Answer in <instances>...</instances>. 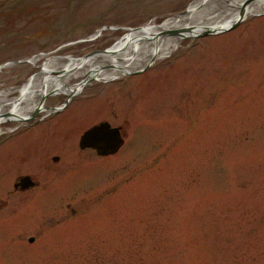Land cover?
<instances>
[{"label": "rangeland", "instance_id": "1", "mask_svg": "<svg viewBox=\"0 0 264 264\" xmlns=\"http://www.w3.org/2000/svg\"><path fill=\"white\" fill-rule=\"evenodd\" d=\"M122 1L0 0V66L104 52L196 0H158L143 20ZM102 27L112 29L93 38ZM36 71L0 68V91ZM48 114L0 125V264H264V13L187 37L140 73L86 83ZM103 118L122 125L126 145L79 153L78 136ZM23 175L38 187L13 195Z\"/></svg>", "mask_w": 264, "mask_h": 264}, {"label": "bare ground", "instance_id": "2", "mask_svg": "<svg viewBox=\"0 0 264 264\" xmlns=\"http://www.w3.org/2000/svg\"><path fill=\"white\" fill-rule=\"evenodd\" d=\"M262 13L264 0H254L247 5H243L242 0H196L181 14L166 18L160 24L148 23L129 29L104 52L82 58L41 54L24 59L21 63L34 65L37 71L22 86L0 91V125L20 123L32 114L47 115L50 108L43 104L47 96L75 95L91 81L109 82L138 72L151 62L167 58L190 35L205 30L222 32L240 17L246 19ZM165 31L176 33L162 34ZM74 77L79 81L67 84Z\"/></svg>", "mask_w": 264, "mask_h": 264}, {"label": "flooded vegetation", "instance_id": "3", "mask_svg": "<svg viewBox=\"0 0 264 264\" xmlns=\"http://www.w3.org/2000/svg\"><path fill=\"white\" fill-rule=\"evenodd\" d=\"M157 1L158 0H123L122 2H124V5H126V7H127V9L128 10H132V11H134L139 17H140V19L141 18H144V15H150V14H152L153 13V10L155 11V12H160L159 11V9H157L155 6H154V4L155 3H157ZM154 12V13H155ZM155 14H157V13H155ZM156 16H158L159 17V15H156ZM141 20H143V19H141ZM126 90H127V88H126ZM94 98H96V96H94ZM94 103H96V105L94 106V108L95 109H97L98 108V111H99V109H101V107H99L98 105H99V101H96V102H94ZM102 103H104V109L102 110V112L103 111H107V109H109L110 107H111V105H110V103L109 102H102ZM67 104V103H66ZM66 107V105L63 107V108H65ZM92 107V106H91ZM62 108V109H63ZM61 109V110H62ZM97 111V112H98ZM59 112V111H58ZM57 112H55V113H50L49 115H51V114H56ZM109 113V112H108ZM107 114V113H106ZM38 121H40V120H37V121H35L34 123H32V124H35V123H37ZM101 122H105V123H107L108 125H109V128H115V129H117L118 130V134H119V137L121 138V140H122V144H121V146L118 148V150L114 153V154H117L118 153V151L121 149V148H123L124 147V145H126V132L125 131H123V129H122V125L120 126V125H113L109 120H107V119H105V118H103V119H100V120H98V121H96V122H94L93 124H91L89 127H87L85 130H87L88 128H90V127H92V126H94V125H96V124H98V123H101ZM79 123V122H78ZM120 128V129H119ZM16 129H18V127L17 128H15V129H13L12 131H10L9 133H11V132H14V131H16ZM85 130H83L82 132H81V134L78 136V138H77V142H76V147H77V150H78V152L79 153H82L83 151H88L87 153H89L90 154V156H92L93 155V157H95V158H98V159H100V158H107V157H109V156H112V155H114V154H111V155H106V156H99V155H97V153L95 152V150L94 149H91V148H80L79 147V145H78V141H79V138H80V136L82 135V133L85 131ZM58 159L60 160L61 159V155H58V154H56V155H53V156H51V162H53V163H57L58 162ZM27 178L28 179V182H26V184H27V186L25 185V186H23L24 185V183H22L21 182V180L22 179H24V178ZM21 182V183H20ZM30 184V185H29ZM38 187V182L36 181V180H34L32 177H30V176H28V175H23V176H18V177H16L15 179H14V182L12 183V194L14 195V194H19V195H22V194H25V193H27V192H30L31 190H33L34 188H37ZM44 208V207H43ZM46 208V207H45ZM48 209H51L50 207L48 208ZM13 223H10V226L12 225ZM112 227V224L111 223H105V228H106V230L103 228V229H97V230H95V231H109L110 230V228ZM89 230H90V228H88V230L85 232V236L87 235V233L89 232ZM103 233V232H102ZM85 240V237L81 240V241H75V239L74 240H70V241H74L75 243H78V244H81V243H83V241ZM110 240H111V238L110 237H108V234L106 233V234H104V240H101L102 242H105L106 243V245H110L109 243H110ZM33 241V239L31 238V236H29V238H27V240H26V242L27 243H30V242H32ZM139 241L141 242V239L139 238ZM137 244L138 245H140L138 242H137Z\"/></svg>", "mask_w": 264, "mask_h": 264}, {"label": "water", "instance_id": "4", "mask_svg": "<svg viewBox=\"0 0 264 264\" xmlns=\"http://www.w3.org/2000/svg\"><path fill=\"white\" fill-rule=\"evenodd\" d=\"M242 1H243V5H247L254 0H242ZM242 20H243L242 17H240L239 19H236L230 26H228V28L224 29L222 32L233 29L238 23L242 22ZM103 29H110V27H102V28L98 29L96 32H99ZM129 29L130 28H127L125 30H129ZM175 33H176V31H165L162 34H175ZM219 33H221V32H211V31L205 30V31H202V32L197 33V34L190 35L188 37V39L202 38V37H206L209 35H217ZM96 52H98V51H96ZM15 63H21V61H17ZM152 63L153 62H151L149 65H151ZM7 65H8L7 63L2 64L0 66V68L5 67ZM148 66L143 67V69H141L138 72H135L134 74H137V73L143 71ZM73 96H74V94L66 96V98L64 99V102H63V106ZM60 108L61 107L52 108V109H50L49 113H55ZM35 115L36 114L30 115L23 122L31 121ZM121 144H122V140L119 137L118 130L115 128H113V129L109 128V125L105 122L98 123V124L88 128L87 130H85L82 133V135L80 136L79 141H78V145L80 148L94 149L95 152L97 153V155H99V156H106V155L114 154L118 150V148L121 146ZM21 182L24 183L23 186H25V185L27 186L26 182H28V179L24 178L21 180Z\"/></svg>", "mask_w": 264, "mask_h": 264}]
</instances>
